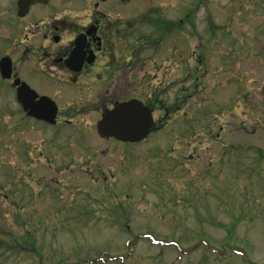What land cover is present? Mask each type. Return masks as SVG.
Masks as SVG:
<instances>
[{"label": "rangeland", "instance_id": "rangeland-1", "mask_svg": "<svg viewBox=\"0 0 264 264\" xmlns=\"http://www.w3.org/2000/svg\"><path fill=\"white\" fill-rule=\"evenodd\" d=\"M16 1L0 0V54L19 59L27 21ZM117 3L133 50L157 34L152 16L186 19L167 41L139 43L126 81L140 98L159 86L166 102L180 89L182 111L125 146L98 135L96 112L80 138L72 128L57 136L1 91L0 264H243L234 247L245 264H264V0ZM158 55L165 80L154 75ZM147 232L180 240L183 252L205 237L218 254L202 245L179 258Z\"/></svg>", "mask_w": 264, "mask_h": 264}, {"label": "flooded vegetation", "instance_id": "flooded-vegetation-1", "mask_svg": "<svg viewBox=\"0 0 264 264\" xmlns=\"http://www.w3.org/2000/svg\"><path fill=\"white\" fill-rule=\"evenodd\" d=\"M61 1L33 3L24 16L19 14V0L16 1L18 18L27 21L24 33L26 42L19 47V59L12 52L2 51L0 54V61L4 56H9L12 65L10 75H4L0 66V92L10 87L12 99L24 111L23 117L29 116L35 124L36 120H40L56 126L57 136L72 128L78 132L79 138L82 129L86 128L84 123L89 122L87 113L96 112L97 121L117 103L133 97L140 98L130 93L132 81H126L137 62L135 56L142 50L139 43L143 45L149 37L140 35L142 40L137 39V49L133 50V41L128 39L127 29L124 28L125 20L117 13L118 9L127 7H121L117 0ZM129 24L132 31L134 21ZM0 48L3 49V46L0 45ZM18 63L22 64L21 68ZM153 63L157 64L156 78L162 76L165 80L162 71L165 69L159 55ZM29 76L35 77L36 86L29 82ZM17 81L27 82L40 95H49L57 102L55 124L29 115L24 110L17 99V89L19 92L21 85L16 84ZM121 84H127L128 95H117V87ZM158 87L146 98H140L153 110L156 120L154 130L160 129L172 115L182 111L181 90H177L178 94L173 93L174 100L166 102L160 97ZM36 101H32V104Z\"/></svg>", "mask_w": 264, "mask_h": 264}, {"label": "water", "instance_id": "water-1", "mask_svg": "<svg viewBox=\"0 0 264 264\" xmlns=\"http://www.w3.org/2000/svg\"><path fill=\"white\" fill-rule=\"evenodd\" d=\"M46 2L47 0H19L21 8L20 13L23 14L33 2ZM4 75H10L11 61L8 57L4 58L1 63ZM19 93L22 101L28 108L32 99L37 97V93L26 82L17 81ZM30 100L29 102L27 100ZM30 113H35L39 117L47 118L55 121L57 114V106L55 102L48 96H42L39 103L32 105ZM153 125V117L147 106L138 99H131L119 103L115 108L108 111L106 116L100 121L99 129L102 135H115L124 140H141L147 136Z\"/></svg>", "mask_w": 264, "mask_h": 264}]
</instances>
